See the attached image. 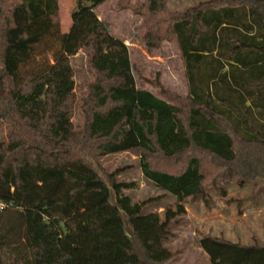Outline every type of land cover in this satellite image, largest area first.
<instances>
[{
	"label": "trees",
	"instance_id": "16d2710c",
	"mask_svg": "<svg viewBox=\"0 0 264 264\" xmlns=\"http://www.w3.org/2000/svg\"><path fill=\"white\" fill-rule=\"evenodd\" d=\"M74 1L63 33L58 0H0V125L9 129L0 142V264H170L178 255L164 246L169 232L159 214H144L159 199L132 204L123 190L133 185L98 160L137 150L144 177L179 202L206 199L224 181H264V0L211 1L183 14L165 0H120L143 20L148 52L177 43L185 98L132 64L96 14L109 0ZM22 15L45 22L43 33L21 31ZM49 35L61 46L54 64L16 71ZM79 52L94 78L81 130L71 64ZM200 247L210 264H264L260 245L207 237Z\"/></svg>",
	"mask_w": 264,
	"mask_h": 264
},
{
	"label": "rangeland",
	"instance_id": "374dc122",
	"mask_svg": "<svg viewBox=\"0 0 264 264\" xmlns=\"http://www.w3.org/2000/svg\"><path fill=\"white\" fill-rule=\"evenodd\" d=\"M144 1L130 0V3L135 5ZM211 1L220 0H165L168 11L173 14H183ZM58 6L61 32L68 33L72 25L71 14L75 1L58 0ZM96 14L100 20L110 25L112 35L123 40L129 47L131 62L143 77L151 82L161 83L167 90L182 98L188 96V81L177 43L164 42L160 49L148 52L142 42L146 33L143 20L130 10H123L120 0H109L97 9ZM20 22L21 31L25 30L32 36L42 34L45 30V22L32 24L25 20L24 15L20 17ZM60 47V43L52 35L44 37L26 55L25 61L16 63L15 70L21 75L42 73L48 65L54 64V54ZM71 64L75 71L76 86L73 122L76 129L81 130L84 123L82 104L94 78L85 52H79L71 60ZM145 88L155 95L159 93L151 83L146 84ZM8 136V127L1 124L0 142H7ZM98 166L107 174L117 172L118 183L133 185L123 190L132 204L159 199L145 208L144 214H159L163 229L169 232V239L164 246L178 255L170 264H210L208 256L200 247V241L207 237L264 247L263 180L220 182L217 188L207 190L206 199L197 196L179 202L144 177L137 150L105 156L98 160ZM25 255L23 253L20 256ZM13 259L12 264L24 262Z\"/></svg>",
	"mask_w": 264,
	"mask_h": 264
},
{
	"label": "built area",
	"instance_id": "2783aa9c",
	"mask_svg": "<svg viewBox=\"0 0 264 264\" xmlns=\"http://www.w3.org/2000/svg\"><path fill=\"white\" fill-rule=\"evenodd\" d=\"M7 208V205L0 203V210Z\"/></svg>",
	"mask_w": 264,
	"mask_h": 264
}]
</instances>
